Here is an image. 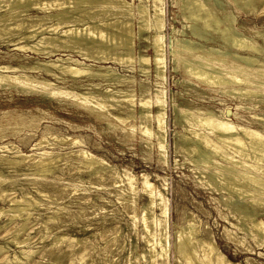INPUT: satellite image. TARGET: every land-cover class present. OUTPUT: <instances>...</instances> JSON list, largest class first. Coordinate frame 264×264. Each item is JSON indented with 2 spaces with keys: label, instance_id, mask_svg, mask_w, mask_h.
I'll return each mask as SVG.
<instances>
[{
  "label": "rangeland",
  "instance_id": "1",
  "mask_svg": "<svg viewBox=\"0 0 264 264\" xmlns=\"http://www.w3.org/2000/svg\"><path fill=\"white\" fill-rule=\"evenodd\" d=\"M129 1L132 5L139 2L138 0ZM163 2L166 54L164 78L158 80L161 82L158 86H161L165 93L167 105L163 159L157 149L156 137L151 136L147 139L140 131L141 108L139 105L135 108V117L126 121L124 125L116 120V122L113 121V124L117 126H114V129L109 127L106 121L96 118L93 113L74 104L71 105L69 102L72 99L69 96L61 100L16 86L0 85V144H13L22 153L34 154L47 148L46 145L36 147L34 144L43 136L47 140L50 139L51 133L68 136L69 139L77 138L80 140L79 146L69 147L60 143L53 145V148L59 152L76 151L78 148H83L90 154L101 157L106 164L112 167L111 171H117V175L122 176L123 170L130 172L134 177L136 187L134 195L124 191L121 184L113 182L111 172L108 170L106 172L87 171L82 165L77 164L73 153L64 156L56 164L57 167L52 172L45 173L46 175H41L42 172L40 175L36 174L33 169L24 167V164L15 168L0 164L2 176L7 179L6 182L0 184V193L2 191L8 193L0 199V207H6L9 204L8 197L12 195L19 196L18 198L24 196L26 199L33 197L38 199L40 204L31 209L29 224L26 228L29 247L33 251L29 253L28 258L20 255L21 261L19 262H0V264H146L147 259L142 256L146 251V245L143 241L141 213L148 198L141 192V176H147L155 189H158L157 191L163 194L162 197L166 198L167 214L164 224L166 230H163V234L166 236L167 233L166 239L169 244L163 261L167 264L186 263L177 253L174 243L181 227H185L188 220H193L197 225V236L213 241L216 250L230 262L264 264V242L262 244L260 238L249 236L248 232H245L247 229L243 230L238 227L239 212L229 210L226 206V202L230 201L229 194L217 190L204 178L205 174H201V170L207 171L208 169L193 161L194 156L184 150V140L178 136L179 133L189 135L184 130L187 128L186 122L180 118L178 111L184 108L190 109L189 113L194 110H211L216 114L224 112L225 116L231 118L233 122L264 133V122L261 120L264 116V97L242 100L216 88L206 87L194 78L195 76L185 73L181 67L175 68L176 64L173 61L172 49H170V40L174 30H183L185 33L183 37L194 40L197 47H203L206 50L208 46L220 47L224 44L218 37L220 33L212 29H209L210 33L206 41L193 37L186 27L190 22L183 19L180 1L164 0ZM208 2L214 3L213 0H208ZM144 3L151 5V0H144ZM215 5L218 16L224 18L230 13L234 18L233 25L237 31L247 35L256 46L264 48V10H262L264 1L256 3L253 10L237 7L231 0H217ZM1 10L0 12H3ZM27 13L31 16L43 15L37 9H30ZM95 20L92 19L94 22ZM133 24L136 26V19L133 20ZM146 33L150 36L152 31ZM210 35H216L214 36L216 40H212ZM15 36L4 35L0 38V65L22 66L24 68H19L22 70L21 73L38 79L50 80L57 87H69L77 92L91 91L100 94L99 96L107 95L106 89L108 88L130 90L137 100L140 93H144V86L148 88V93L152 96L157 88L153 67H149L148 74H143L137 62L121 65L118 63V65L117 62L111 61L104 64L96 60H84L75 52H72L74 57L81 61L84 60L93 70L102 65H111L115 72L131 78V81L123 80L116 83L115 81L83 78L81 82H72L70 79L54 78L44 71L30 72L28 68L33 64L45 62L57 56L45 57L44 54L37 55L30 50L14 49L15 41L12 38ZM134 40L135 54L139 52L149 57L152 56L149 37L143 41L138 39L136 34ZM263 48L257 57L264 63ZM16 57L17 60H15ZM91 83L97 84L96 88L91 87ZM104 102L109 106L107 108L110 112L123 113L118 104L110 106L113 102L107 100ZM236 105L240 106L237 110H235ZM152 112L153 114L156 112L154 107ZM129 124L133 125V130H129ZM124 127H128L125 132L122 131ZM151 129L158 132L155 122L151 123ZM126 131H130V136L126 134ZM0 150V155L13 154L8 149H5L6 152L4 149ZM214 156H212L214 162L226 163L219 157L216 158V155ZM230 166L233 165L230 164ZM211 167L215 169L217 166L214 164ZM48 180H54L56 185H48L46 183ZM38 190H43L45 195H40ZM118 194L124 197L123 200ZM247 201L248 198H245L241 200V204ZM132 210L136 212L134 220L131 218ZM258 210L256 219L264 221V208L259 207ZM155 213H159L157 206ZM6 214L0 215V245L9 247L4 254L22 248L27 249V245L18 248L11 242L12 233L8 230L14 221L3 225V221L7 218ZM50 216L55 217L52 222L47 221ZM45 221L50 227L47 233L44 232ZM158 232L157 223L154 227V235L157 233L154 236L156 240L161 234ZM21 237L22 233L19 238ZM58 238L61 239L58 240ZM88 247L91 249L86 250L85 248ZM59 250H66L67 253L55 258L53 254L55 255ZM51 253L52 255H49ZM2 254L3 252H0V257ZM193 261L194 264H198L195 259Z\"/></svg>",
  "mask_w": 264,
  "mask_h": 264
},
{
  "label": "bare ground",
  "instance_id": "2",
  "mask_svg": "<svg viewBox=\"0 0 264 264\" xmlns=\"http://www.w3.org/2000/svg\"><path fill=\"white\" fill-rule=\"evenodd\" d=\"M138 1L136 5H132L129 0H0V10L3 9L1 10L3 12H0V38L4 35H16L12 38L15 41L14 49L30 50L37 55L44 54L45 57L56 55L57 57L54 59L33 64L28 68L29 71L34 73L44 71L54 78L70 79L72 82H81L83 78L115 81L116 83L123 80L131 81V78H126L115 72L111 65H102L93 70L84 60H96L104 64L113 61L120 65L137 62L140 72L143 74H148L149 67H153L157 84L153 96L148 93V88L145 86L144 93H140L138 100L130 90L108 88L106 89L108 93L104 96H99L100 94L91 91L77 92L73 88L57 87L50 80L23 74L19 68L24 67L18 65H0V85L16 86L61 100H65L64 97L68 98L67 96H69L72 99L71 102L68 100L71 105L74 104L93 113L96 118L106 121V124L112 128L115 126L113 124L115 120L124 125L126 121L133 119L135 108L139 105L141 108L140 131L147 139L151 136L156 137L157 149L163 159L167 105L165 93L161 86H158L161 84L158 80L164 78L165 69L164 0H151V5H146L144 0ZM179 1L183 19L190 22L186 27L193 37L206 41L212 29L218 34L220 33L218 37L222 39L224 45L220 47L208 46L206 50L203 47H197L194 40L183 37L185 35L183 30H174L170 40V49H172L173 61L176 64L175 68L181 67L185 73L195 76L194 78L201 81L206 87L216 88L242 100L263 98L264 63L257 57L263 47L256 46L247 35L237 31L233 25L234 18L230 13L224 18L218 16L215 11L217 0H213V4L208 0ZM231 1L237 7L253 10L256 3L264 0ZM30 9H37L43 15L31 16L27 13ZM92 19H96L95 22ZM134 19H136V26L133 24ZM147 31L150 33L152 31V34L147 36ZM136 34L137 38L143 41L149 37L151 57L139 52L135 54L134 38ZM214 36L216 35H210L212 40H216ZM72 52L82 56L84 60L75 58ZM162 81L164 82V80ZM90 86L96 88L97 84L91 83ZM104 100L113 102L110 106L118 104L123 113L110 112L107 108L109 106ZM153 107L156 109L154 114ZM239 108L240 106L236 105L235 110ZM178 111L180 118L184 119L187 125V128L184 126V130L189 133V135L178 134L184 140V150L194 156L193 161L196 164L208 169L207 171L202 169L201 174H205L204 178L212 186L229 194L230 201L226 202V206L229 210L239 212L237 221L240 224L238 227L243 230L247 229L245 232H248L249 236L260 238L263 244L264 221L257 220L255 216L259 213V207L264 208V133L258 129H251L233 122L231 118L225 116L224 112L216 114L211 110H194L189 113L190 109L186 108ZM261 120L264 122V116ZM153 122L157 125L158 132L151 129ZM129 127V130L134 128L132 124H129ZM126 129L128 127L122 128V131L125 132ZM129 132L126 131V134H131ZM49 138L47 140L43 136L34 144L36 147L42 145L47 147L40 153L34 154L22 153L13 144H0V149H4V151L8 149L13 153L12 155L1 154L0 164L14 168L24 164V167L33 169L36 174L40 175L42 172L41 175H43L52 172L64 156L73 153L77 164L82 165L87 171L106 172L108 170L111 172L115 184L119 183L124 191H128L132 195L135 194L134 177L130 172L123 170L122 176L117 175V171H111L112 167L106 164L101 157L92 155L83 148L66 152H59L53 148V145L60 143L69 147L79 146L80 140L77 138L69 139L68 136H59L54 133H51ZM214 155L226 163L214 162L212 158ZM214 164L217 166L215 169L211 167ZM141 178V192L148 198L141 213L143 241L146 245V251L142 256L147 259L146 264H167L166 261H163L169 244L166 239L167 233L166 236L163 234V230H166L164 226L167 214L166 198L163 196L164 200L163 194L161 195L157 191L158 189H155L147 176H141ZM6 181V177L2 176L0 171V184ZM46 183L51 186L56 185L54 180H48ZM38 193L42 196L45 195L43 190H38ZM6 195L8 193L2 191L0 199ZM118 195L123 200L124 197L121 194ZM132 195L129 197L133 198ZM18 197L13 195L8 197L9 204L6 207H0V215L7 213L3 225L14 221L8 230L9 233H12L10 235L12 236L11 242L18 248L24 245H27L28 248L4 254L9 247L0 245V252H3L0 257L2 263L19 262L20 255L27 257L33 251L29 247L26 228L29 224L31 209L39 204V200L33 197L29 199L24 196ZM245 198H248L247 203L241 204V200ZM130 205L132 204L130 203ZM156 206L159 213H155ZM131 212L133 213H131V218L136 219L135 210ZM53 219L55 217L50 216L47 221L52 222ZM47 223L45 221V233L50 230ZM157 223L158 233H161L160 236L158 234V240L154 238L157 234L154 235V227ZM21 233L22 237L19 238ZM197 233L198 228L193 220H188L185 227H181V231L179 234L177 233L174 246L187 264H194V259L198 261V264H238L230 262L216 250L213 241L204 240L202 237H198ZM60 239L58 238V240ZM85 249L88 250L91 247ZM64 253H67L66 250H59L53 256L58 258L60 254Z\"/></svg>",
  "mask_w": 264,
  "mask_h": 264
}]
</instances>
